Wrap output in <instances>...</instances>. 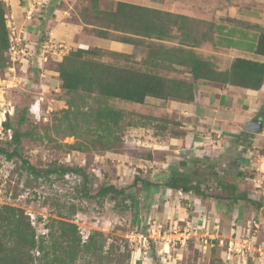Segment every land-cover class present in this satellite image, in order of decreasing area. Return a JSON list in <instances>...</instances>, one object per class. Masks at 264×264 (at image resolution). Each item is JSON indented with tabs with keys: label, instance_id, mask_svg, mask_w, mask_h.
<instances>
[{
	"label": "trees",
	"instance_id": "16d2710c",
	"mask_svg": "<svg viewBox=\"0 0 264 264\" xmlns=\"http://www.w3.org/2000/svg\"><path fill=\"white\" fill-rule=\"evenodd\" d=\"M84 1L85 5H78L74 9V20L85 25L86 31L98 38L132 45L134 53L126 55L97 47L77 48L69 50L60 60L48 62L47 67L57 73L59 88L65 95V108L52 114V123L46 125L43 135L49 141L54 137H60L63 141L73 139L71 144L63 143L70 151L98 154L114 152L122 145L126 128L147 127L148 124L115 108L110 101L144 105L146 100L151 98L190 104L195 100L199 84H217L232 91H256L264 84L262 62L235 58L228 67L219 69L211 59L198 56L194 50L199 43L193 36L194 26L185 16L127 1H113L111 8L105 9L100 6L103 0ZM58 10L64 11L61 9V3L51 0L46 13L53 18L54 12ZM8 11L6 3L0 0L1 76L5 74L11 62L9 30L6 23ZM43 26L38 38L40 43L47 40L49 32L45 22ZM245 28L247 31L254 30L256 35L252 52L256 56L264 57V27L246 25ZM172 30L174 33L178 32L179 37L174 35ZM173 40L178 41L167 45ZM106 54L122 60H128L133 55L146 56L140 65L134 63L128 66L102 61L101 56ZM173 64L187 70L190 79L159 73V70L171 72ZM27 113L28 108H24L20 115L15 116V126L11 124L12 116H6L2 127L5 131H12V135L9 141L0 142V157L14 164L17 158L20 161V171L33 176L35 181L52 176L63 180L66 176H78L85 183L87 175L82 167L51 164L46 169H37L23 159L22 139L43 138L32 131H20L19 127L25 124ZM149 120L156 119L151 117ZM243 134L248 133L242 132L241 135ZM181 135H184V132L179 134ZM251 146L250 143L246 144V148ZM195 160L193 165H197ZM238 161V158L234 160L236 165ZM181 169L171 173L163 172L155 178L154 183L134 177L131 185L126 188H118L114 184L102 185L93 198L101 202L110 197L114 200L116 208L131 210L137 200L136 194L130 192L131 189L138 183H145L150 187L167 189L169 192L192 193L198 200H207L214 206L210 209L212 216L227 210L231 203L236 205V211L243 209L246 204L255 210L262 206L259 199L251 197L247 190L239 188L238 181L233 182L236 176H246L251 180L255 173L245 174L237 171L233 181H225L214 171L213 177L219 194L207 195L201 189L200 178L204 176L198 175L192 167L189 169L187 162H181ZM224 174L228 175L226 171ZM82 196H87L86 192H83ZM182 203L185 204L186 201ZM60 209L65 207L60 206ZM66 210L67 213H57L55 218L49 217L42 227L43 232L37 234L23 209L9 204L0 205V264H130L131 249L125 238L112 237L98 230L91 231L83 238L72 219L77 209L71 206ZM219 242L217 239L211 240L208 245L211 248V264H224L221 253L226 248L219 249ZM247 264H253L252 260L248 258Z\"/></svg>",
	"mask_w": 264,
	"mask_h": 264
},
{
	"label": "rangeland",
	"instance_id": "374dc122",
	"mask_svg": "<svg viewBox=\"0 0 264 264\" xmlns=\"http://www.w3.org/2000/svg\"><path fill=\"white\" fill-rule=\"evenodd\" d=\"M113 1L118 0H103L100 6L102 9L111 8L114 3ZM120 1H132L134 4L144 5L146 7L153 6L154 2V0ZM175 1L183 3L182 0ZM38 2H40V5L32 3L31 6L40 7L41 5H45L47 0H38ZM58 3H61V9L65 12L68 11L64 16L67 17L65 20L67 19L74 22H77L74 20L76 17L74 9L78 5H85L84 0H58ZM196 3L207 6L208 9L215 4L220 5V7L224 4V8H227V5H229L227 0H196ZM194 6L196 5L194 4ZM232 10L234 11L235 9ZM229 12L228 9H225V13L228 14ZM235 12V17H238L235 19L242 21V23H247L246 21L253 18H261V15L264 17V0H239ZM56 13L58 16L61 15V12L59 13L57 11ZM45 15L51 18L47 13ZM36 17L37 16H34L33 19H36ZM54 23V21H51L50 26ZM190 24L194 26V38L198 39L199 37H197L196 32H200V30H202L201 27L198 25H196L198 26L196 27L194 23ZM241 26L244 27L242 24ZM234 27L237 28L236 26ZM204 29L205 28H203V30ZM174 32L175 31L172 30L174 35H178V32ZM12 38L15 39L17 37L13 35ZM19 38L21 42L14 41L13 43L17 44V49L22 48L23 51L15 54V63L19 62L18 57L23 56L24 58L28 57V59H31L33 55L41 53L39 46L36 49L35 46L31 47L32 43L29 39H24L22 36H19ZM177 41L178 40L169 41L170 43H167V45L175 44ZM243 45V47L246 46L245 44ZM71 47L73 46L62 44V48L57 49V51H68ZM221 51L212 47L210 43L206 45V47H203V50L200 51L201 53H198V50L195 52L200 55H206L205 59L209 60L211 55H221L218 54V52ZM223 52L225 51L223 50ZM223 54L235 55L233 52H225ZM145 56L146 55L142 54L133 55L128 60H122L113 55L106 54L101 56V60L111 64H126L129 66L134 63L140 65ZM35 62L36 65H38L40 61L35 60ZM212 63L216 68H220L214 62ZM43 65L46 66V63H43ZM16 66L15 68L17 69L18 67ZM173 69L174 71L171 72L159 70V73L164 76L184 77V70ZM24 73L25 72L21 69L16 72L8 70V72L2 75L0 81V142L10 140L8 131H5L2 127V123L6 116H12L11 124L15 126V121L17 119L15 116L17 114L20 115L22 109L28 108L26 122L19 127V129L20 131H32L35 135H40L43 138H41V140L30 138L22 139L21 154L23 159L27 160L37 169H46L51 164L82 167L87 175V180L83 183L82 179L78 176H70L65 178V180L57 176H52L50 178H41L35 181L33 176H29L20 171L18 168L20 161L17 158H15L14 164L0 157V205L9 204L23 209L33 223L37 234L43 232L42 227L49 217L55 218L57 213H67L66 209L74 206L77 211L72 219L78 226L82 237L85 238L91 231L98 230L112 237L125 238L129 242L131 249L130 264H132V259L136 257L139 249H141V252L143 251L140 234L147 235L148 229L158 232V226H161L160 230L162 233H171L170 229L174 226L181 231L186 223L178 222L180 218L179 213H183L184 215V212H190L191 214H189L193 215L194 219H192V221L189 219V225H197L201 222V226L197 231V237H191L183 246H181L178 241L174 240V244H169L171 248L170 252L167 248L166 252L168 253H165V255L160 253L164 248L163 243L168 242V240L158 238L155 240V243L152 242L153 245L149 252L150 259L148 258V261L142 260V264H211L212 257L209 254L211 248L208 246L204 248V244L202 243V237L205 235H207V239L219 240V249H222V247L223 249H227V246H229L228 242L232 237L229 235L227 239L218 237V235L221 236L226 230L230 232L232 229V219H230V216H232L231 214L236 208V205H233V203L229 204V208L224 210L221 214L212 216L208 212L207 206L209 205V201L207 200H202L200 198V200H198L192 193L179 191L169 192L165 191L163 188L150 187L145 183H138L134 189H131L130 192L136 194L137 198L136 204L131 210L116 208L114 200L110 197L105 198L101 202L93 197L102 185L114 184L118 188H126L131 185L134 177H139L154 183L156 180L155 178L160 176L163 172L171 173L173 171H179L178 169H181V162H187L189 169L192 167L197 171L196 173H198V175L202 174L204 176L200 178L202 182L201 189H203L204 193H207V195L219 194L213 172H218L219 177H223L225 181H233L239 168L234 160L237 158L243 159V155L246 154L245 149L247 148L243 139L242 142L238 144H236V138H231L234 140L226 139V143L221 145L216 142L218 139H212L213 145L211 146L213 147L205 148V146H198V150L195 149L197 151L196 154L195 150L177 153L172 150V147L162 150V148L158 147H164L165 145L172 146V144L170 145L171 139L184 132L182 128H184L185 125L183 124L184 121L180 113L183 106L178 103L172 105L169 101L153 100L151 98H148L144 105L113 100L109 102L112 106L130 113L131 117L148 124L147 127L126 128L123 134L122 145L114 152H102L98 154L96 152L81 153L70 151L63 146V143L71 144L74 142L73 139L63 141L60 137L53 136V140L49 141L44 138L43 135L46 125H51L52 123V114L65 108V95L59 88V82L56 80L52 81V79L48 78H42L41 76L38 78L39 81H37L36 74L32 73V75H25ZM226 92L228 95L234 94L232 90H227ZM197 100L199 99L197 98ZM151 117L156 120H149ZM127 119H129V116ZM10 135H12V131H10ZM261 147L263 146L257 147V149ZM210 149H212L211 152L209 151ZM229 150H233L234 152H228ZM261 154V156H264V152ZM249 156V158H246V162L242 163V161H238L241 166L239 171L245 174L250 172L255 173L253 177L255 180L250 181L246 176V178L244 176L240 178L236 176L233 182L238 181V183H240V189L244 191L247 190L251 197L261 201V207H263L261 210L262 215L257 217V222H263L264 196L261 195L260 197L258 190L263 191L261 187H264V166L261 170L254 171L253 169L255 168L250 166V161L254 162V160H260V156L258 154ZM233 158L234 160H232ZM195 159L197 160V165H193ZM225 171L228 173L227 176L224 174ZM255 184L257 185L256 187L254 186ZM83 192H86L87 196H82ZM165 193L171 198L169 199L170 204L167 208L172 214L173 224L170 221L163 222L159 218L164 207L163 204L165 203ZM171 195L180 197L179 201L177 200V208L180 203L184 212L182 210L178 212V209L175 208L173 203V200L176 198H173ZM183 201H186V203L183 204ZM60 206L65 207V209H60ZM189 207H196L195 209H198L197 214L192 213V208ZM246 208L255 210L252 206L247 204ZM258 212L259 210H257V213ZM197 218H200V220ZM253 219L254 218L251 219V222H253ZM246 229L247 237L242 236V240L251 239V246L255 248L260 246L263 251V224H261L259 228H256L254 224L251 223ZM258 229L261 232L257 234ZM154 237L156 238L157 236L155 235ZM234 248L235 245L233 243L232 250H227L228 252L225 254H236L237 251ZM223 254L224 253H221L222 257ZM249 254L246 251V257L251 259L253 264L257 262L256 259L259 257L264 259V253L260 255L259 252H253L252 254L250 252ZM161 255L165 257V261L161 260Z\"/></svg>",
	"mask_w": 264,
	"mask_h": 264
},
{
	"label": "crops",
	"instance_id": "0c3cea01",
	"mask_svg": "<svg viewBox=\"0 0 264 264\" xmlns=\"http://www.w3.org/2000/svg\"><path fill=\"white\" fill-rule=\"evenodd\" d=\"M3 1L9 8L6 16V23L9 34L12 30L14 36H22L24 39H29L32 43L31 47L35 46L36 49L39 46L41 50V53L33 55L31 59H28V57L24 58L23 56L18 57L19 62L17 63H15V55H9L10 61L12 62L10 63V67L6 72H8V70L16 72L17 70L21 69L25 72V75H32V73L36 74L37 81H39L38 78L41 76L42 78H48L52 79V81L56 80L59 82L57 73L48 68L47 63L50 60H60L62 56L71 49H88L90 47H97L103 50L119 52L126 55L134 53V48L130 44L117 42L111 39L98 38L94 34L86 31L85 25L78 22L69 21L67 19L65 20V18L67 17L64 16L68 13V11L65 12L58 10L59 13L61 12L60 16H58L56 13L57 11H55V17L46 18L45 14L51 0H47V3H45V5H41L40 7L31 6L32 3L40 5V2H38V0ZM238 1L239 0H227V2L229 3V5H227V8L223 7L224 4H222V7H220V5L218 4H213L214 6L209 7L210 9H208L207 6L197 4L196 0H182L183 3L177 2L175 0H154L153 6H150V8L170 12L174 15L185 16L189 19L190 22L194 23L195 26H200L202 30H200V32L198 33L196 32L197 37H199V43L194 47V50H198V53H201L200 51L203 50V47H206V45L210 43L215 49H219L220 51L222 50L221 52H218V54L221 55H211L209 57L212 62H214L218 67L222 69L228 67L230 62L235 58H243L264 63V57L249 55L254 54L252 52V47L255 44L256 35L254 34V30L252 29H248V31L245 30L246 25H260L264 27V17L261 15V18L250 19L246 21L247 23H242V21L236 20L235 18L238 17H235V11L238 5ZM194 4L196 6H194ZM187 8L189 9V11ZM231 8L235 10L233 11ZM225 9H228L230 12L228 14L225 13ZM34 16H37L36 19H33ZM51 21L55 22L52 26H50ZM44 22L46 23V29L49 32H47V40L40 43L38 42V38L40 37L41 27H44ZM241 24L244 25V27H242ZM234 26H236L237 28H235ZM203 28L205 29L203 30ZM190 33L191 32H189V34ZM223 40H226V42L224 43ZM62 44L72 45L73 47H71L68 51L63 52L54 49L56 47L62 48ZM243 44H245L246 46L243 47ZM223 50L227 53L233 52L235 55H225L223 54L225 53L223 52ZM198 56L206 58V55L198 54ZM35 60L40 61L38 65H36ZM43 63H46V66H44ZM15 66L18 68L16 69ZM171 66L176 70H184V77L186 79H190V74L182 66L176 64H173ZM173 68H171L170 70L174 71ZM1 79L2 76L0 75V81ZM226 91V87L217 84H199L193 103L183 104L171 101L170 104L172 105L178 103L183 106V108L180 110V113L182 114L181 116L184 121L183 124L185 125V127L182 129L185 133L184 135L178 137L175 136L174 138H172L170 142V145L172 144V146L165 145L164 147L159 146L158 148L166 150V148L172 147V150L174 152L183 153L190 152L195 149L198 150V146H205V148L213 147L211 146L213 145L212 139H218V141L216 142L220 145L226 143V139L234 140L231 138H236V144L242 142L243 139L245 141L244 144L250 143L252 146L245 149L246 151L244 150L247 156L243 153V159H238L239 162H246V158L250 157L249 155L258 154L260 156V160H254V162L250 161V166L255 168L253 169L254 171L261 170L264 166V156H261V153L264 152V84L261 89L256 91L238 90L236 92L234 91V94L232 95H228ZM197 98L199 100H197ZM257 120L262 121L261 133L255 134L244 131V127L248 123ZM242 132L248 134L241 135ZM260 146L263 147L257 149V147ZM196 150L195 154L197 152ZM211 150L212 149H210L209 151L211 152ZM228 152L232 153L234 151L229 150ZM237 166L239 167V171L241 166L239 163ZM253 180L255 179L252 178L250 181ZM254 186L256 187L257 185L255 184ZM165 191L169 190L165 189ZM258 192L260 193L261 191L258 190ZM164 195L165 203L163 204L164 207L160 213L159 218L163 222L170 221L173 224L172 214L167 208V206L170 204L169 199L171 198L168 197L167 193H165ZM172 197L176 198L175 200H173V203L175 205V208H177V203L180 197ZM207 207L208 212L211 214L210 209H212V207L214 206L209 204ZM189 208H192V213L197 214L198 209H195L196 207ZM177 209L178 212L179 210H182L184 212V209L181 208L180 203ZM262 209L263 207H260L258 213L257 210L255 211L253 209H247L246 206H244L243 209L240 208L238 211H236V208L234 209L235 212L233 211L231 214L232 216H230V219H232L231 231L229 232L228 230H226L225 232H223V235H218V237L227 239L230 235L232 238L228 242L229 246H232L234 243V249L237 251V253L233 255H230L229 253L225 254L229 251V246H227V249L222 251V253H224L222 257L224 264H247L248 258L246 257V251L248 254L250 252L252 254L253 249L250 242L251 239L242 240V236H246V228H248L251 223L257 225L258 228L261 224H263L262 230L264 231V221L257 222V217L262 215ZM189 213L184 212V215L183 213H179L180 218L178 222L187 223L189 219L192 221V219H194L193 215H190L191 213ZM221 213L217 212L214 216ZM252 218H254L253 222H251ZM197 219L200 220V218ZM200 224L201 222H199L196 226L200 228ZM260 232L261 231L258 229L257 234ZM163 247L164 248L162 252H166L167 248L170 252V246L163 243ZM140 250L141 249H139L136 257L132 259V264H142V254Z\"/></svg>",
	"mask_w": 264,
	"mask_h": 264
},
{
	"label": "built area",
	"instance_id": "2783aa9c",
	"mask_svg": "<svg viewBox=\"0 0 264 264\" xmlns=\"http://www.w3.org/2000/svg\"><path fill=\"white\" fill-rule=\"evenodd\" d=\"M29 18V15H28ZM13 36V31L11 30V33L9 34V44H10V48H9V54L10 55H15L16 53H19L21 51H23L22 48L17 49V44H14L13 42H21L20 38L17 37L15 39L12 38ZM56 49H61V47H56L54 48ZM9 133V138H11L10 135V131H8ZM69 176H66L65 178H68ZM263 184H264V180H263ZM261 187V186H260ZM259 188V186H258ZM263 191L262 194L260 192V195L264 196V187H261ZM190 223H186L185 227L183 228V230L179 231V229H177L176 227H171V233L167 234V233H162L160 228L161 226H158V232L154 231V230H147V235H141V243H142V248L143 251L141 252L142 254V260L144 261H148L149 258V252L151 250V247L153 245V243H155L156 239L160 238L162 240L166 239L168 240V242H165V245L170 246L169 244L172 243L174 244V240L178 241L179 244L181 246L185 245L187 243V240H189L191 237H197V231L199 230V227L196 225H189ZM254 227H258L257 225H254ZM170 232V231H169ZM162 233V234H161ZM157 236L156 238L154 236ZM162 237V238H161ZM207 235H205L202 240V243L204 244V248H206V246H208L210 244L211 239H207L206 238ZM210 238V237H209ZM153 242V243H152ZM232 246H229V251H231ZM253 252H259L260 255H262L261 253H264V250L262 251L260 247H253ZM165 253L167 254L168 252H161L160 254L165 255ZM161 255V260L165 261V257H162ZM150 259V258H149ZM255 260V259H254ZM257 262H255L256 264H264V259H262L261 257H259L258 259H256ZM144 264H150V263H144Z\"/></svg>",
	"mask_w": 264,
	"mask_h": 264
},
{
	"label": "water",
	"instance_id": "95a60500",
	"mask_svg": "<svg viewBox=\"0 0 264 264\" xmlns=\"http://www.w3.org/2000/svg\"><path fill=\"white\" fill-rule=\"evenodd\" d=\"M244 131L249 132V133H255V134L261 133V131H262V121L261 120H257V121H252V122L248 123L244 127Z\"/></svg>",
	"mask_w": 264,
	"mask_h": 264
},
{
	"label": "clouds",
	"instance_id": "9594fccd",
	"mask_svg": "<svg viewBox=\"0 0 264 264\" xmlns=\"http://www.w3.org/2000/svg\"><path fill=\"white\" fill-rule=\"evenodd\" d=\"M175 227V226H174Z\"/></svg>",
	"mask_w": 264,
	"mask_h": 264
}]
</instances>
